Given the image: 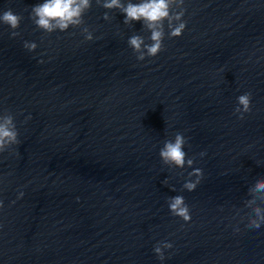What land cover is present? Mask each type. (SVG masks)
Returning a JSON list of instances; mask_svg holds the SVG:
<instances>
[{"label":"water","instance_id":"1","mask_svg":"<svg viewBox=\"0 0 264 264\" xmlns=\"http://www.w3.org/2000/svg\"><path fill=\"white\" fill-rule=\"evenodd\" d=\"M43 2L0 0L23 17L16 37L0 23V115L20 141L0 152V264H264V225L245 227L264 208V0L173 3L186 29L169 38L165 20L164 50L143 61L128 43L152 42L143 21L91 0L83 24L47 33L30 18ZM177 132L191 168L159 155Z\"/></svg>","mask_w":264,"mask_h":264},{"label":"clouds","instance_id":"2","mask_svg":"<svg viewBox=\"0 0 264 264\" xmlns=\"http://www.w3.org/2000/svg\"><path fill=\"white\" fill-rule=\"evenodd\" d=\"M96 3L105 9H119L125 15L124 23L129 24L132 21H143L145 27L150 30V44H145L140 36H132L129 38V46L138 53L137 59L143 61L145 57H155L159 52L164 50V21H168L169 38L179 37L186 29L187 22L183 19L185 9L175 13L171 12V5L177 3L184 4V0H142L141 3L126 4L122 0H96ZM91 7V0H44L43 3L34 5L31 8L30 18L33 23L44 32L52 33L57 29L61 32L69 29L70 26H79L84 23L83 13ZM109 19L107 12L103 17ZM23 17L9 8L0 12V23L9 26L13 31L12 37L19 35L15 31L20 25ZM85 40L93 39L92 33L88 28H84ZM24 47L29 51H34L37 47L35 42H25ZM42 62V61H41ZM251 92H246L237 97L238 105L234 109V114H238L239 119H244V114L251 111ZM31 117H29L30 119ZM18 131L14 123V117L10 113L0 115V152H4L12 145L20 143L18 140ZM187 143L186 137L177 132L173 140H166L164 146L160 149L159 155L165 165L183 169L185 165L192 167L193 158L186 159L184 146ZM201 156L204 153H200ZM189 177H195L194 180L189 179L183 184V189L191 192L194 191L203 179V170L194 168L188 173ZM256 191H264V182H257ZM175 191V189H173ZM24 194L21 192L19 197ZM169 209L172 215L181 218L185 222L191 221V214L188 204L181 195L170 197L168 200ZM3 207V201H0V208ZM264 225V208L255 207L248 215V221L245 227L249 229H260ZM239 227L235 231H239ZM173 245L169 242H163V249H171ZM157 257L163 261L165 259L162 247L158 243L154 247Z\"/></svg>","mask_w":264,"mask_h":264}]
</instances>
